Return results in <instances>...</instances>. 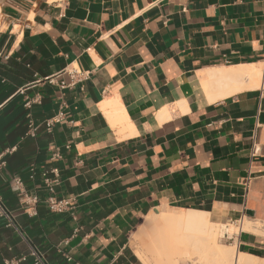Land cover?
I'll use <instances>...</instances> for the list:
<instances>
[{"label": "crops", "instance_id": "obj_1", "mask_svg": "<svg viewBox=\"0 0 264 264\" xmlns=\"http://www.w3.org/2000/svg\"><path fill=\"white\" fill-rule=\"evenodd\" d=\"M247 65L264 66V0H0V200L20 231L0 216V264H34L31 247L48 264H141L132 236L164 209L264 226V88L209 103L200 86ZM73 68L84 80L61 89ZM235 235L264 258V236Z\"/></svg>", "mask_w": 264, "mask_h": 264}, {"label": "bare ground", "instance_id": "obj_2", "mask_svg": "<svg viewBox=\"0 0 264 264\" xmlns=\"http://www.w3.org/2000/svg\"><path fill=\"white\" fill-rule=\"evenodd\" d=\"M205 72L200 86L209 103L245 90L264 88L263 65ZM127 122L117 111L111 123L124 133ZM241 232L264 236V226L244 218L237 226L227 227L215 223L210 213L199 210L154 211L144 220V227L133 235L132 243L141 244L136 250L141 264H264V258L239 251L238 244L230 246L222 242L225 234Z\"/></svg>", "mask_w": 264, "mask_h": 264}, {"label": "built area", "instance_id": "obj_3", "mask_svg": "<svg viewBox=\"0 0 264 264\" xmlns=\"http://www.w3.org/2000/svg\"><path fill=\"white\" fill-rule=\"evenodd\" d=\"M68 75H69V78H70V83H67L66 81H61L60 84H59L60 88L63 89V90L76 86L78 83L82 82L84 80V78H85V74L81 70H78L76 68H73V69L69 70L68 71ZM51 82L53 83L52 80H51ZM36 102L38 103L37 100L28 101L26 103L27 108H31V106L34 103H36ZM65 120H66V114L64 112H60L52 120H49V121L46 122L47 130L51 131L52 128L56 124H62V123L65 122ZM29 127H30L29 135L34 137L35 136V132H36V128H34V126L32 125L31 121H30V126ZM254 138H255V136H254ZM14 151H15V148H13L11 150H8L9 153H12ZM256 153H257V148H254V152L252 153V155H255ZM56 157H59L58 154L56 155ZM5 166H6V163L2 160V156H0V169L2 167H5ZM31 173H32V178L37 176V173H36V171L34 169L31 170ZM51 173H53L56 177H58L59 171L57 169H53L52 171H44L41 174V177H42L44 183L47 184V185H51L52 183H56L57 182V180H52L49 177V175ZM13 183L16 186H18V187H22V185H23V181L20 178H15L13 180ZM32 202L34 204H37L38 199L37 198L32 199ZM46 202H47V205H48L49 209L52 212H54V213H59V214L66 213V212H68L70 210V207H71V203L68 200H57L56 198H48V200ZM0 216L5 218V220L8 222V226L9 227L14 228L18 233L20 232L14 217L6 209L5 205L3 204V202L1 200H0ZM243 220L244 219H240V220H237V221L231 222V223H233L234 225L237 226V224H240ZM223 239H226V240L234 242V239L231 238L229 236V234H225ZM30 249H31L30 254L34 258V264H48L46 259H45V257L36 248L31 247ZM26 260H27V257H21L20 259H8V260L5 261V264H20L21 262H24ZM191 264H196V263H191Z\"/></svg>", "mask_w": 264, "mask_h": 264}, {"label": "rangeland", "instance_id": "obj_4", "mask_svg": "<svg viewBox=\"0 0 264 264\" xmlns=\"http://www.w3.org/2000/svg\"><path fill=\"white\" fill-rule=\"evenodd\" d=\"M165 211L166 210H168V211H170V212H180V211H183V210H169V209H164ZM164 210H162V211H159V212H163ZM220 225H224V224H226L225 226H227V227H230V226H236V225H234L233 223H228V222H225V223H222V222H220L219 223ZM229 224H231V225H229ZM144 227V220L140 223V225H139V227H138V229L135 231V233H137V232H139L142 228ZM134 233V234H135ZM133 234V235H134ZM230 237H232L233 235H229ZM133 237V236H132ZM236 237V235H234L233 236V239ZM132 242H133V240H132ZM222 242L224 243V244H226V245H236V244H238V242H233V241H229V240H226V239H222ZM133 244V243H132ZM133 246H134V248H135V250H137V248L139 247V248H141V244H138V246L134 243L133 244ZM192 262H186L185 264H191Z\"/></svg>", "mask_w": 264, "mask_h": 264}]
</instances>
